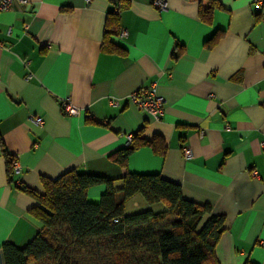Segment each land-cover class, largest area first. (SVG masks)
<instances>
[{
    "label": "crops",
    "instance_id": "1",
    "mask_svg": "<svg viewBox=\"0 0 264 264\" xmlns=\"http://www.w3.org/2000/svg\"><path fill=\"white\" fill-rule=\"evenodd\" d=\"M117 1L28 0L0 11V264L4 243L22 247L42 228L30 213L38 200L21 187L42 192V177L73 168L116 189L126 169L160 174L223 217L219 264H264V7L219 0L206 23L199 9L210 0ZM142 87L164 98L163 113L129 100ZM65 99L78 114L62 112ZM138 131L155 145L136 148L126 168L112 161ZM105 190L93 185L87 199Z\"/></svg>",
    "mask_w": 264,
    "mask_h": 264
},
{
    "label": "trees",
    "instance_id": "2",
    "mask_svg": "<svg viewBox=\"0 0 264 264\" xmlns=\"http://www.w3.org/2000/svg\"><path fill=\"white\" fill-rule=\"evenodd\" d=\"M216 8H221L220 1L210 0L208 6H200L199 18L210 23ZM108 33L105 28L106 42ZM218 37L215 32L204 45L212 47ZM104 47L116 48L109 43ZM178 55L179 51L173 54ZM139 133L109 158L126 168L127 157L136 148L155 145ZM3 155L11 173V157L5 151ZM121 180L116 189L104 176L73 168L55 180L42 177V192L22 186L39 202L30 213L42 228L22 247L4 243V264H219L215 246L223 231V217L213 214L210 205L185 198L179 184L157 173L126 169ZM102 183L106 190L100 199L89 201L88 188ZM137 194L148 204L162 203L163 209L125 213L126 202ZM245 264L256 263L248 260Z\"/></svg>",
    "mask_w": 264,
    "mask_h": 264
},
{
    "label": "built area",
    "instance_id": "3",
    "mask_svg": "<svg viewBox=\"0 0 264 264\" xmlns=\"http://www.w3.org/2000/svg\"><path fill=\"white\" fill-rule=\"evenodd\" d=\"M85 1H90V0H85ZM28 0H0V11L2 10H7L15 5H22L25 6L27 5ZM155 5L159 7H164V3L160 0L155 1ZM254 7L255 9L259 10L264 7V1L262 0H254ZM126 32L125 30H122L120 32V35L123 36L125 35ZM129 100L132 103H135L139 109L144 110L149 113H153L156 115H159L163 113L164 109V98L161 95H157L153 89L147 88V87H142L137 90H134L130 96ZM61 110L64 114L66 115H74L79 113V108L75 105H73L68 99H65L61 101ZM31 122H33L36 125L42 126L44 123V119L42 116L39 115H33L30 116ZM185 159H190L192 157V152L188 148L185 150ZM20 171L19 165L17 163H13L12 166V172L15 174H18ZM252 175L257 176L256 170H252ZM115 221L117 219H114Z\"/></svg>",
    "mask_w": 264,
    "mask_h": 264
},
{
    "label": "rangeland",
    "instance_id": "4",
    "mask_svg": "<svg viewBox=\"0 0 264 264\" xmlns=\"http://www.w3.org/2000/svg\"><path fill=\"white\" fill-rule=\"evenodd\" d=\"M140 196H142L141 194H139ZM138 198H140V197H138ZM135 199H132V200H130V202H128L127 204H126V209H125V211L127 212V213H133L134 211L136 212V211H140V210H142L144 207H146L145 205L146 204H148L145 200H144V198H143V196H142V198H141V200H142V202H143V205L142 206H140V204H139V202L138 203H136L135 201H134ZM137 200V199H136ZM162 207L163 206V204L162 203H158V205H153V209H155V210H158L159 209V207Z\"/></svg>",
    "mask_w": 264,
    "mask_h": 264
}]
</instances>
